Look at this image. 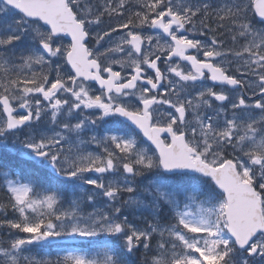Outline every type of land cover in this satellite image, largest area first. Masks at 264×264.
<instances>
[{
	"label": "snow or ice",
	"instance_id": "6c2138e0",
	"mask_svg": "<svg viewBox=\"0 0 264 264\" xmlns=\"http://www.w3.org/2000/svg\"><path fill=\"white\" fill-rule=\"evenodd\" d=\"M0 264H264V0H0Z\"/></svg>",
	"mask_w": 264,
	"mask_h": 264
},
{
	"label": "flooded vegetation",
	"instance_id": "af4514ba",
	"mask_svg": "<svg viewBox=\"0 0 264 264\" xmlns=\"http://www.w3.org/2000/svg\"><path fill=\"white\" fill-rule=\"evenodd\" d=\"M9 147H11V145H9Z\"/></svg>",
	"mask_w": 264,
	"mask_h": 264
}]
</instances>
